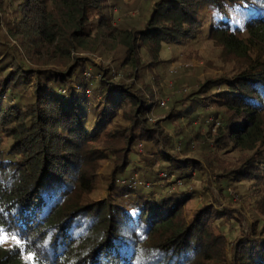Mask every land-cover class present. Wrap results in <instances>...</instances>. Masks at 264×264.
<instances>
[{
  "label": "trees",
  "instance_id": "obj_1",
  "mask_svg": "<svg viewBox=\"0 0 264 264\" xmlns=\"http://www.w3.org/2000/svg\"><path fill=\"white\" fill-rule=\"evenodd\" d=\"M104 3L0 0V264H264V0H160L125 32ZM209 14L229 70L160 110L152 65ZM119 46L126 61L150 59L127 65L137 86L93 60ZM154 111L165 117L149 121ZM213 113L216 132L198 136L192 122ZM184 122L204 141L190 159ZM109 154L108 192L94 199ZM211 189L256 196L251 218ZM189 190L204 200L187 219Z\"/></svg>",
  "mask_w": 264,
  "mask_h": 264
},
{
  "label": "rangeland",
  "instance_id": "obj_2",
  "mask_svg": "<svg viewBox=\"0 0 264 264\" xmlns=\"http://www.w3.org/2000/svg\"><path fill=\"white\" fill-rule=\"evenodd\" d=\"M160 0H105L106 13L110 17V24L117 32H125L126 30H133L135 28H142L145 25L146 19L150 16L154 5ZM231 12V11H230ZM214 15H206V20L203 25L202 32L197 35L195 39H188L180 43H174L169 45H163V50L160 52L159 62L152 65L156 68L152 71V74H164L162 79H159V85H155V81L150 79V87L156 90L160 97L159 104L160 110H163L164 106L168 104L170 99L181 100L184 96H187L191 92H196L201 84L207 80L219 78L222 74L229 70L228 63L225 62L226 57L222 55V48L216 45L211 40L207 39L208 24L213 20ZM2 17V16H1ZM4 22L12 23L11 11L6 13L3 17ZM3 22V27L6 28ZM134 31V30H133ZM116 52L109 53L108 57H101L95 55L93 60L96 65L105 64L111 66L112 78L123 82L127 86H137L140 84L135 78V73L132 68L127 67L132 61L141 60L143 63L150 61L148 57L144 55L143 51L138 50V56H130L128 61L125 60L126 51L125 48L119 46L116 48ZM124 61V65L121 66ZM120 65V67H119ZM83 73H88V69H84ZM148 76L151 74L147 71ZM88 75V74H86ZM93 75V74H92ZM26 94L33 96L34 93L30 88L23 90ZM91 95L90 92H87ZM162 102L164 104H162ZM160 108V107H159ZM215 113V112H214ZM207 115L205 118L198 116L194 119L193 127L199 131L198 136H204L211 138V135L216 132L219 124H215L213 117L215 114ZM165 117L164 112H153L149 115V121L156 122L162 120ZM206 123V124H205ZM214 123V124H213ZM161 125V123H160ZM183 131L187 136L192 138L193 145L190 147V151L184 155V158H192L195 155L197 148L204 142L203 140L197 139L195 130L193 131L188 124L183 123ZM207 129L209 134L207 133ZM200 144V145H199ZM141 147L138 148V150ZM224 157H228L227 162L233 163L230 159L234 160L235 157L239 156L235 152H228ZM182 156V155H181ZM113 155L109 154L107 158L100 159L97 168V182L95 185V191L92 194L94 199H100L105 197L107 194V181L110 178L109 170L112 166L111 159ZM237 159V158H236ZM159 176L164 177V173H160ZM136 175L131 180H136ZM128 182V180H125ZM125 181L119 180L120 184ZM191 188V187H190ZM201 190V189H200ZM214 195L221 202V206L232 208L245 214L247 219L251 218V210L255 206L254 200L256 196L249 197V191L243 192L242 197L238 196L233 189L226 193L225 197H221L219 192L215 189H211ZM191 193V190H189ZM246 191V190H245ZM192 197L188 203L184 206L183 212L185 217L188 219L192 213L198 209L204 200L203 191H193ZM210 195L212 193H209ZM212 196V195H211ZM220 206V207H221ZM237 214V213H236Z\"/></svg>",
  "mask_w": 264,
  "mask_h": 264
},
{
  "label": "snow or ice",
  "instance_id": "obj_3",
  "mask_svg": "<svg viewBox=\"0 0 264 264\" xmlns=\"http://www.w3.org/2000/svg\"><path fill=\"white\" fill-rule=\"evenodd\" d=\"M3 239H8V237L5 236V237H3ZM11 240L12 241H15L17 244H20L21 243V241L19 239H17V237L15 235H12L11 236Z\"/></svg>",
  "mask_w": 264,
  "mask_h": 264
},
{
  "label": "built area",
  "instance_id": "obj_4",
  "mask_svg": "<svg viewBox=\"0 0 264 264\" xmlns=\"http://www.w3.org/2000/svg\"><path fill=\"white\" fill-rule=\"evenodd\" d=\"M162 104H164V103L162 102Z\"/></svg>",
  "mask_w": 264,
  "mask_h": 264
}]
</instances>
